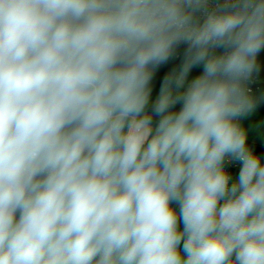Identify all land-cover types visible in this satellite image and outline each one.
<instances>
[{"label": "clouds", "instance_id": "1", "mask_svg": "<svg viewBox=\"0 0 264 264\" xmlns=\"http://www.w3.org/2000/svg\"><path fill=\"white\" fill-rule=\"evenodd\" d=\"M262 53L264 0H0V264H264Z\"/></svg>", "mask_w": 264, "mask_h": 264}, {"label": "rangeland", "instance_id": "2", "mask_svg": "<svg viewBox=\"0 0 264 264\" xmlns=\"http://www.w3.org/2000/svg\"><path fill=\"white\" fill-rule=\"evenodd\" d=\"M243 124L248 132V141L264 145V114L258 109L253 115L245 119Z\"/></svg>", "mask_w": 264, "mask_h": 264}, {"label": "trees", "instance_id": "3", "mask_svg": "<svg viewBox=\"0 0 264 264\" xmlns=\"http://www.w3.org/2000/svg\"><path fill=\"white\" fill-rule=\"evenodd\" d=\"M262 58H264V53H262ZM171 67V65H169L168 67H165V68H162L160 73L158 74V77H157V81H156V90L157 88L159 87V78L162 77L164 75V73L166 71H168V69ZM199 71L198 69L197 70H194V74L195 72ZM264 75V74H262ZM256 91L259 92L261 90H264V82H258L256 84ZM263 114H264V106H261L260 108H258ZM249 143L254 146L256 148L257 151H260V152H264V145H260V144H257L255 142H252V141H249Z\"/></svg>", "mask_w": 264, "mask_h": 264}, {"label": "built area", "instance_id": "4", "mask_svg": "<svg viewBox=\"0 0 264 264\" xmlns=\"http://www.w3.org/2000/svg\"><path fill=\"white\" fill-rule=\"evenodd\" d=\"M256 86V85H255ZM256 88V87H255Z\"/></svg>", "mask_w": 264, "mask_h": 264}]
</instances>
